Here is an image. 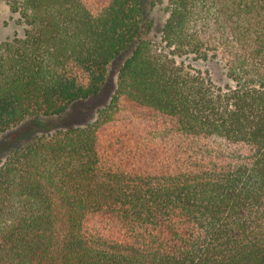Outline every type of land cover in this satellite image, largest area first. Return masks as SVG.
<instances>
[{"label":"trees","instance_id":"trees-1","mask_svg":"<svg viewBox=\"0 0 264 264\" xmlns=\"http://www.w3.org/2000/svg\"><path fill=\"white\" fill-rule=\"evenodd\" d=\"M9 6L0 134L98 94L131 51L93 122L0 164V264H264V0H169L160 51L140 0Z\"/></svg>","mask_w":264,"mask_h":264},{"label":"rangeland","instance_id":"rangeland-1","mask_svg":"<svg viewBox=\"0 0 264 264\" xmlns=\"http://www.w3.org/2000/svg\"><path fill=\"white\" fill-rule=\"evenodd\" d=\"M168 1L140 0L143 9V22L139 37L153 43L157 51L161 49L162 28L168 16L166 12ZM22 33L23 28L19 25L17 16L11 12L9 0H0V43L16 34L20 36ZM130 51L129 49L122 52L109 63L105 82L98 94L71 103L60 115L29 117L0 134V164L5 161L14 148L36 135L51 137L58 130L85 126L93 122L97 117V111L107 105L113 95L117 85L119 69ZM181 58L185 59L186 64L189 65L190 57ZM192 67L209 71L210 76L217 83L224 79V76L221 75L222 66L220 64L200 61V63L196 62Z\"/></svg>","mask_w":264,"mask_h":264}]
</instances>
